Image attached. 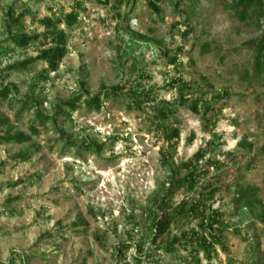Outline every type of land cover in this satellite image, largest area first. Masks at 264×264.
I'll list each match as a JSON object with an SVG mask.
<instances>
[{
	"label": "rangeland",
	"instance_id": "obj_1",
	"mask_svg": "<svg viewBox=\"0 0 264 264\" xmlns=\"http://www.w3.org/2000/svg\"><path fill=\"white\" fill-rule=\"evenodd\" d=\"M115 1L84 0L80 22L68 29L69 51L47 79L39 74L44 61L26 72L4 71L35 57L38 43L0 57V86L13 89L9 98L0 96V118L6 120L0 133L30 132L35 110L23 103L33 93L53 113L61 100L82 93L83 102L87 93L109 89L101 111L83 105L73 121L62 115L57 121L78 143L106 144L101 152L68 147L54 126L29 142L0 144V264H189L184 248L176 259L154 246L199 222H173L170 231L155 236L153 223L163 214L160 200L170 175L160 150L171 147L154 123V107L163 99L178 100L170 119L180 128L176 162L200 149L222 162L201 178L202 184L212 180L221 187L213 207L223 211L228 226L213 263L264 264V75L257 71L252 44L264 35V18L240 20L228 6L231 0H160V13L149 0H130L121 7L122 14L132 15L128 21L116 16ZM74 5L75 0H0V42L9 44L4 39L10 9L16 15L30 11L24 24L33 33L44 30L33 17L70 12ZM175 55L179 68L170 62ZM173 77L190 85L183 100L170 87ZM137 79L153 89L142 108L132 102ZM116 85L123 90L115 94ZM195 99L207 108L201 104L195 112ZM20 151L31 157L13 158ZM240 177L260 188L253 210L233 202L230 185ZM195 194L181 188L170 196V213ZM200 259L207 262L203 253Z\"/></svg>",
	"mask_w": 264,
	"mask_h": 264
},
{
	"label": "trees",
	"instance_id": "obj_2",
	"mask_svg": "<svg viewBox=\"0 0 264 264\" xmlns=\"http://www.w3.org/2000/svg\"><path fill=\"white\" fill-rule=\"evenodd\" d=\"M160 0H149L152 8L160 13L161 7L158 2ZM131 4L130 0H116L113 4V10L117 17H125L128 21L132 20L130 13L122 14L121 7L123 5ZM228 6L235 11V14L240 20L245 21L251 18H255L258 23L264 18V0H231ZM84 8V0H75V5L70 12L61 10L54 15L45 16L37 19L33 17V20L44 26L43 32L35 31L28 33L25 30L24 18L30 11L23 10L19 14L14 13V9L9 10V16L6 19L5 29L7 30V37L4 41L9 42L7 45H3L0 42V57L7 56L11 51H14L16 47L22 49L27 48L31 44L38 43L37 49L39 53L35 57H27L23 60H18L7 65L4 71L12 72H26L37 61H44L47 63V67L40 72L42 79H47L50 72L57 71L64 57L68 53V29H72L74 25L80 22L81 11ZM17 27V29H14ZM159 42V41H158ZM14 44V48L11 44ZM160 44V42H159ZM252 44L257 49V71L260 75H264V35L256 40L252 41ZM209 49V47H206ZM170 62L175 64L177 68L182 64L179 61V56L175 55L170 59ZM135 89H133L132 102L138 108L144 107L145 100L152 99L153 89L148 88L142 81L137 79ZM170 87L176 88L180 94L181 100L185 99L186 92L189 90L190 85L186 83L182 78L173 77L170 81ZM113 93H118L123 90V85H116L112 89ZM107 94H106V93ZM110 92V93H111ZM13 94L11 85L0 86V96L2 98H9ZM109 95V89L103 88L97 94L90 96L87 93L85 101L81 102L83 94L72 96L70 98L61 100L58 105H55V111L53 113H46L41 104L40 98L32 94L31 99L24 101L23 108H29L35 110V115L32 123L30 124V132L18 131L15 133L4 132L0 133V144L2 143H25L32 140L33 136H38L45 132L49 126H54L66 145L70 148H78L83 152L96 151L101 152L106 144L98 143L97 141L84 140L82 143H78L72 139V136L67 133L63 128H59L57 121L59 116H65L69 120H74V112L83 105L89 112L101 111L103 108V96ZM142 96V97H140ZM178 103L177 99L168 101L163 99L155 108L154 123L158 129H163L164 136L170 145L171 149H161V163L166 169L170 171V175L164 186L166 187V194L163 195L160 200V206L163 208L162 215L155 219L153 223V229L155 236L168 232L171 229L172 223H176L180 226L185 220L198 219L196 227L190 229L180 228L179 233L171 235V237L164 243L158 245L155 244L156 249H163L167 254L174 258H181L179 255L180 248H184L188 251V257L186 261L189 264H201L200 254L207 260L204 264H214L213 259L217 254V245L223 243L224 232L228 226L224 219V213L220 208H214L213 203L216 198V194L220 188L212 180H207L203 184L201 183L202 176L210 174L211 168L219 169L222 162L217 159L207 158V150H198L190 159L176 162L174 159V148H176L177 142L180 139V128L176 125V119L171 121V117L175 114L174 105ZM206 106L207 102H202L201 99L192 100L191 108L199 113L202 105ZM211 105L208 106L210 108ZM6 120L0 118V126H2ZM208 122V121H207ZM211 144L214 141H210ZM241 144L245 145L246 140L241 141ZM79 156L83 157V153ZM31 154L28 151H20L13 158H20L22 160H28ZM205 161L202 162V161ZM240 177L230 187H235V196L233 199L234 204L238 209H251L253 210L257 204V193L260 188L252 183H245ZM220 180L216 178V182ZM229 187V188H230ZM181 188L185 189L187 193H196L192 197H187L176 207L173 208L172 213L168 210V200L170 196L174 195ZM157 237H154L156 242ZM257 259V256L255 257ZM230 264H236L234 262ZM239 264V263H237Z\"/></svg>",
	"mask_w": 264,
	"mask_h": 264
},
{
	"label": "built area",
	"instance_id": "obj_3",
	"mask_svg": "<svg viewBox=\"0 0 264 264\" xmlns=\"http://www.w3.org/2000/svg\"><path fill=\"white\" fill-rule=\"evenodd\" d=\"M130 135V132L129 131H126L125 133H124V136L125 137H128Z\"/></svg>",
	"mask_w": 264,
	"mask_h": 264
}]
</instances>
